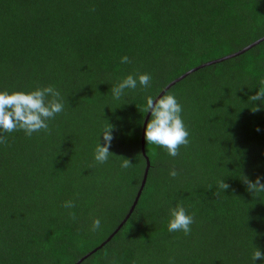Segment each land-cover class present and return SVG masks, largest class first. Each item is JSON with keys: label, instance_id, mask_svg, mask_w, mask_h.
Returning a JSON list of instances; mask_svg holds the SVG:
<instances>
[{"label": "trees", "instance_id": "1", "mask_svg": "<svg viewBox=\"0 0 264 264\" xmlns=\"http://www.w3.org/2000/svg\"><path fill=\"white\" fill-rule=\"evenodd\" d=\"M262 36L264 0H0V90L51 86L64 104L47 132L0 143V264H76L97 248L142 181L144 96ZM140 73L150 87L114 101L111 87ZM262 80L264 42L167 91L183 105L189 144L173 158L144 141L150 168L136 206L79 264H250L255 247L264 254V192L241 179L264 183V101L248 99ZM107 122L113 156L98 165ZM176 204L194 217L188 236L167 232Z\"/></svg>", "mask_w": 264, "mask_h": 264}, {"label": "clouds", "instance_id": "2", "mask_svg": "<svg viewBox=\"0 0 264 264\" xmlns=\"http://www.w3.org/2000/svg\"><path fill=\"white\" fill-rule=\"evenodd\" d=\"M128 56L120 57L121 64L129 63ZM151 76L148 73L137 75L129 74L112 86L111 97L114 101H120L127 95L126 90L136 91L150 87ZM264 84V80L261 81ZM143 111L147 113V121L143 130V137L146 144L158 147L165 151L169 157H177L181 146L189 144L190 131L183 119V105L174 94H168L167 90L158 95H145ZM249 101H264V87L258 86L255 95L248 97ZM262 106V105H261ZM64 111V104L60 98V93L51 86L36 87L32 90L11 91L0 90V143L3 142L5 133L23 131L26 136L33 133L47 132L49 122ZM108 125H110L107 122ZM259 131V129H257ZM102 137L103 145L99 138ZM113 139L112 126H103L96 135V143L92 151V159L98 165L108 163L113 154L109 151L110 142ZM132 163L128 159H123L119 167L128 169ZM169 176L176 178L178 172L175 169L169 171ZM247 185V190L251 194L264 192V183L261 178H257L253 183L246 177H241ZM219 187L224 191L228 186L221 179ZM258 198V197H257ZM65 208H72V202L65 201ZM194 217L189 214L185 207L176 204L168 209L167 232L182 233L188 236L192 231ZM101 227L100 219L92 220V230L96 231ZM259 260L264 264V254L255 247L250 258V264H255Z\"/></svg>", "mask_w": 264, "mask_h": 264}, {"label": "water", "instance_id": "3", "mask_svg": "<svg viewBox=\"0 0 264 264\" xmlns=\"http://www.w3.org/2000/svg\"><path fill=\"white\" fill-rule=\"evenodd\" d=\"M262 42H264V36H262L261 38L257 39L256 41L250 43L249 45L241 48L240 50L234 52V53H231L229 55H226L224 57H221L219 59H216V60H213V61H209L207 63H204L200 66H197L195 68H192L191 70L185 72L184 74H182L181 76H179L178 78H176L175 80L171 81L162 91L164 90H170V88L174 87L177 83H179L180 81H182L183 79H185L187 76H189L190 74L196 72L197 70L203 68V67H206V66H210V65H214V64H217V63H221V62H224L228 59H231V58H235V57H238L242 54H244L245 52L249 51L250 49L256 47L257 45L261 44ZM161 91V92H162ZM146 121H147V114L144 118V122H143V125H142V129H141V137H140V150H141V155L143 156L144 160H145V169H144V173H143V176H142V181H141V184H140V187L136 193V196H135V199L133 201V204L129 210V212L127 213V215L125 216V218L118 224V226L115 228V230L97 247L95 248L91 253L87 254L84 258L80 259L78 262H76V264H79L80 262H82L86 257H88V255L96 252L98 249H100L101 247H103L106 243H108L112 237L121 229V227L125 224V222L127 221V219L129 218V215L131 214L132 210L134 209V207L136 206L137 204V201L140 197V194H141V191L144 187V184H145V181H146V178H147V173H148V170L150 168V163H149V160L148 158L146 157L145 155V150H144V137H143V130H144V126L146 124Z\"/></svg>", "mask_w": 264, "mask_h": 264}]
</instances>
